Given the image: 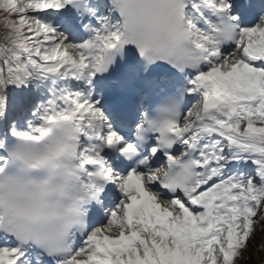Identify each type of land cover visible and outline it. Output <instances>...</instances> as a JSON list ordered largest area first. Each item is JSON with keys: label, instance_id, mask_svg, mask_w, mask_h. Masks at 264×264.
I'll use <instances>...</instances> for the list:
<instances>
[{"label": "snow or ice", "instance_id": "1", "mask_svg": "<svg viewBox=\"0 0 264 264\" xmlns=\"http://www.w3.org/2000/svg\"><path fill=\"white\" fill-rule=\"evenodd\" d=\"M264 252V0H0V264H246Z\"/></svg>", "mask_w": 264, "mask_h": 264}, {"label": "trees", "instance_id": "2", "mask_svg": "<svg viewBox=\"0 0 264 264\" xmlns=\"http://www.w3.org/2000/svg\"><path fill=\"white\" fill-rule=\"evenodd\" d=\"M258 234V233H257ZM251 253H252V251H250L249 253H246V256H250L251 257ZM253 262V260H252V257H251V259L250 260H247L246 261V264H251Z\"/></svg>", "mask_w": 264, "mask_h": 264}]
</instances>
